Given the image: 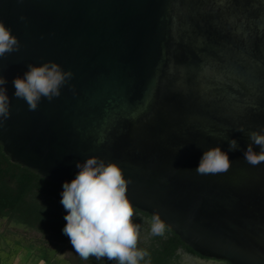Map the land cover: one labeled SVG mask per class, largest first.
I'll return each instance as SVG.
<instances>
[{"label":"water","instance_id":"obj_1","mask_svg":"<svg viewBox=\"0 0 264 264\" xmlns=\"http://www.w3.org/2000/svg\"><path fill=\"white\" fill-rule=\"evenodd\" d=\"M0 21L20 43L0 59L12 163L59 186L115 163L133 208L195 254L264 264V162L244 159L264 129V0H0ZM47 62L73 78L29 111L12 81ZM215 147L230 169L198 175Z\"/></svg>","mask_w":264,"mask_h":264},{"label":"clouds","instance_id":"obj_2","mask_svg":"<svg viewBox=\"0 0 264 264\" xmlns=\"http://www.w3.org/2000/svg\"><path fill=\"white\" fill-rule=\"evenodd\" d=\"M19 50L18 39L0 21V59ZM27 68L23 78H14L12 84L14 97L23 99L29 111L37 110L42 98L51 102L59 97L60 89L73 78L71 71H63L53 62L41 66L29 64ZM7 83V79L0 75V129L10 118ZM237 131L243 132V126ZM262 133L264 129L248 133L251 143L244 151V159L252 166L264 162ZM228 145L230 151L238 148L234 139L229 140ZM253 145L259 146V153L253 150ZM230 166L228 155L215 147L204 152L195 171L198 175L218 174L227 172ZM76 167L79 171L75 179L64 183L61 193L60 203L68 213L64 217L67 223L62 229L63 234L83 260L95 257L96 260L107 258L117 264H140L149 253L138 248L141 225L133 223V206L126 196L131 180L124 178L121 168L115 163L106 164L94 156L87 158L83 164L77 163ZM165 229V223L158 214H154L150 235L163 236Z\"/></svg>","mask_w":264,"mask_h":264},{"label":"trees","instance_id":"obj_3","mask_svg":"<svg viewBox=\"0 0 264 264\" xmlns=\"http://www.w3.org/2000/svg\"><path fill=\"white\" fill-rule=\"evenodd\" d=\"M62 191L63 186L41 179L30 170L12 163L0 147V219L39 235L37 260L42 264H117L107 258L83 260L78 256L62 232L67 223L64 217L68 214L60 203ZM133 210V223L141 225L138 248L149 253L140 264H183L184 255L230 264L198 256L167 227L163 236L150 235L152 217L135 208ZM58 251H62L64 256L59 257Z\"/></svg>","mask_w":264,"mask_h":264},{"label":"rangeland","instance_id":"obj_4","mask_svg":"<svg viewBox=\"0 0 264 264\" xmlns=\"http://www.w3.org/2000/svg\"><path fill=\"white\" fill-rule=\"evenodd\" d=\"M40 237L23 226L0 219V264H42L37 260V245ZM63 257L62 251L57 252ZM183 264H218L184 255Z\"/></svg>","mask_w":264,"mask_h":264}]
</instances>
